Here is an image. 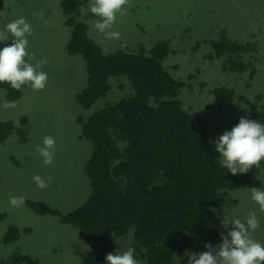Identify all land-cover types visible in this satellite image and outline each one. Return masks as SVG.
<instances>
[{"label": "rangeland", "instance_id": "374dc122", "mask_svg": "<svg viewBox=\"0 0 264 264\" xmlns=\"http://www.w3.org/2000/svg\"><path fill=\"white\" fill-rule=\"evenodd\" d=\"M60 1L5 0L0 12V30L21 16L31 24L33 34L28 37V51L35 53L31 62L35 64L46 58L47 63L40 70L48 74L44 90L34 91L25 85L15 109L0 107V121L13 122L11 135L0 145V213H6L0 222V264H15L11 260L13 255H29L42 264H81L84 261L89 243L79 230L62 224L57 217L37 215L25 204L13 207L9 199L23 196L25 201L43 202L61 214L82 206L91 190L84 169L93 145L80 139L82 124L77 118L85 123L107 103L114 104L133 94L126 77L111 78V90L105 98L97 100L87 110L78 105L75 95L86 88L87 72L80 55L71 56L66 52L71 28L64 25L66 17ZM89 3L90 0H79L75 20L88 26V36L104 54L119 50L133 54L141 47L150 49L158 41H169L171 52L163 66L174 79L191 85V89L180 90L178 100L190 115L204 120L205 132L214 143L225 131L230 132L238 125V117L244 109L251 110L250 103L255 96H259L257 107H264V41L258 42V37L263 35L260 31L264 30V0H129L127 13L118 15L112 29L120 33L119 40L98 34L93 27L98 18L91 12L81 11ZM34 13L42 14V18ZM44 20L49 21L47 27ZM220 30L225 31L230 41L239 44L257 40L255 56L259 61L252 78L248 73L221 72L220 60L203 58L211 49L206 41L218 40ZM8 42L11 37L7 42H0V50ZM197 43L200 45L194 49ZM219 87L233 89L247 102L220 104L210 94ZM6 100L0 91V105ZM49 135L56 141L55 160L46 166L35 149L42 146L43 138ZM34 175L48 181L49 187L40 189L33 180ZM246 175V179H239L234 191L224 194L223 206L209 213L207 231L217 230L219 234L209 243L213 247L221 243L222 234L231 230L232 226L227 230L220 226L224 215L244 222L249 212H255L259 220L253 238L264 245V211L252 201L250 192L253 188L264 190V160L259 168L253 166ZM11 227L29 228L31 233L22 234L16 242L2 244ZM135 247L133 229H129L124 237L116 240L115 252L122 254L132 248L140 264H146L142 252Z\"/></svg>", "mask_w": 264, "mask_h": 264}, {"label": "trees", "instance_id": "16d2710c", "mask_svg": "<svg viewBox=\"0 0 264 264\" xmlns=\"http://www.w3.org/2000/svg\"><path fill=\"white\" fill-rule=\"evenodd\" d=\"M4 2L0 0V12ZM59 5L66 17L64 25L71 28L66 52L80 55L87 72L86 88L75 95L78 105L87 110L105 98L111 78L126 77L133 94L107 103L85 123L77 118L82 124L80 139L93 145L84 169L91 188L86 202L68 214L43 202L26 200L25 205L37 215L57 217L84 235L89 252L81 264H107L106 255L116 253V240L129 229L146 264H175L176 260L189 264V253H203L205 245L219 235L217 230L207 231L210 211L223 206L224 194L234 191L247 175H232L223 167L204 120L183 109L178 94L191 85L174 79L163 66L171 52L169 41H158L150 49L141 47L133 54L122 50L104 54L88 36V26L75 20L79 0H61ZM260 34L259 43L264 41V30ZM258 42H232L220 30L218 40L206 41L211 49L203 58L220 60L221 72L248 73L252 78L259 61ZM0 89L7 90L8 101H16L23 87L17 91L5 83ZM210 94L223 105L247 102L227 87ZM258 98L238 121L247 118L264 124V107H257ZM12 130V121H0V145ZM5 217L0 213V222ZM29 233V228L11 227L1 243L16 242ZM11 260L42 264L29 255H13Z\"/></svg>", "mask_w": 264, "mask_h": 264}, {"label": "clouds", "instance_id": "9594fccd", "mask_svg": "<svg viewBox=\"0 0 264 264\" xmlns=\"http://www.w3.org/2000/svg\"><path fill=\"white\" fill-rule=\"evenodd\" d=\"M129 0H90L88 7L81 11H88L98 19L93 27L98 34L107 39H120V33L112 30L117 17L127 13ZM42 18V14L34 13ZM47 27L49 21L44 20ZM33 28L26 18L21 16L7 23L4 30H0V42H7L11 37V44L0 50V84H8L14 90H21L29 85L34 91H42L48 82V74L41 71L46 63L42 58L33 64L35 53L28 51L29 39ZM123 46V45H122ZM4 96L7 90H0ZM5 110L15 109L16 101H5L0 105ZM56 141L53 136H45L43 145L35 149L43 164L50 166L55 160ZM215 150L222 157V165L232 175L246 174L253 166L259 168L264 160V124L247 118H241L237 126L230 132L225 131L215 142ZM33 180L40 189L49 187L48 181L39 175ZM51 180V177L48 178ZM251 199L261 211H264V190L253 188L250 190ZM9 203L13 207L25 204L23 196H12ZM221 227L230 231L221 235V243L216 247L206 244L203 253H189V264H264V245L253 238V233L259 227V220L255 212H249L245 221L240 218H230L224 215ZM107 264H140L134 257V249L129 248L122 254L110 253L106 255Z\"/></svg>", "mask_w": 264, "mask_h": 264}, {"label": "bare ground", "instance_id": "6f19581e", "mask_svg": "<svg viewBox=\"0 0 264 264\" xmlns=\"http://www.w3.org/2000/svg\"><path fill=\"white\" fill-rule=\"evenodd\" d=\"M163 60V59H162Z\"/></svg>", "mask_w": 264, "mask_h": 264}]
</instances>
